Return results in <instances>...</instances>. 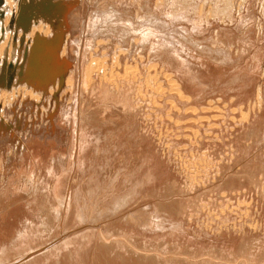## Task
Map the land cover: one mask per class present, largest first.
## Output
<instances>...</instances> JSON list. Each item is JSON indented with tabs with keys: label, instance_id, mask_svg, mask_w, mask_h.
Here are the masks:
<instances>
[{
	"label": "rangeland",
	"instance_id": "obj_1",
	"mask_svg": "<svg viewBox=\"0 0 264 264\" xmlns=\"http://www.w3.org/2000/svg\"><path fill=\"white\" fill-rule=\"evenodd\" d=\"M218 1L51 0L58 86L0 112V264H264V0Z\"/></svg>",
	"mask_w": 264,
	"mask_h": 264
},
{
	"label": "bare ground",
	"instance_id": "obj_2",
	"mask_svg": "<svg viewBox=\"0 0 264 264\" xmlns=\"http://www.w3.org/2000/svg\"><path fill=\"white\" fill-rule=\"evenodd\" d=\"M17 1L16 0H4L5 5H7L9 7V12L7 11L8 13H6V15L4 16V20L2 21L3 24L0 25V52L1 53L6 49L7 44L9 42V39L13 38L12 37L13 34L17 36V40H16L17 44L20 43V45H21V41L23 40V43L21 45L22 46L21 49L23 51V54L21 53V56H22V58H20L21 60L18 63H14L13 67L11 69H10L11 64H9L8 62H7V65H5L6 63H4V65L1 63L2 67H0V87H2V88H0V100H4V103L2 104L3 107L1 106L2 111H0V112H1V116H4V117H8V115H10L8 107L11 105L10 104L11 99L15 98L16 96H18V95L29 96L31 99H35V100H39L40 98L48 99V96L50 95V93L53 90V87L51 84L54 83V85L58 86V83H57L58 81H55V77H56L55 71L52 70V64H54L55 59L57 57L58 51L56 52L55 48L58 44V41H57V39L50 40V38H60L59 37L60 33H55V31L53 32L51 30L52 25L49 22H51L52 20L47 19L45 14H47V13L51 14L52 13V17H55L56 15L54 13H56V14H60V13L67 14L70 11V10H68V7L65 4H63L62 2H57L54 4V6H48L47 0H40L39 2H35L34 0H33L34 2H32L31 0H19V2H17ZM222 1L223 0H219L215 4V7H214V13L215 14L221 13V9H220L219 4ZM159 2H161V1H159ZM230 5H231L230 0H226L225 4L223 5L222 11L230 10ZM59 6H62L64 9H61V8L58 9ZM104 14H106V13L104 12ZM95 16H96V14H95ZM0 18H1L0 19V21H1L2 17H0ZM107 19L109 20V18H107ZM46 21H48V22H46ZM102 23H103V21H102ZM107 25H109V24H107ZM107 25H105V26H107ZM100 30L101 29L99 28L98 32H100ZM21 38H24V39H21ZM37 38L39 40H37ZM35 43H37V44L35 45ZM64 45H65V43L63 44V47H66ZM63 47H62V49L60 48L62 54L65 52V48H63ZM7 49H9V47ZM9 50H11V49H9ZM4 57H5V60L8 58L7 53L4 54ZM93 60H91V63L86 65V67L84 69V73H83V75H84L83 76V81H84L83 85L84 86L88 85V83L91 79L90 74L93 71V67L97 65V63L95 62V61H97V58H96V60L95 59H93ZM13 62H14V60H13ZM93 62H95L96 64ZM93 64H95V65L92 66ZM33 68L35 69V74L31 77V75L28 73V71H34ZM125 68H126L125 69L126 72L131 71V70H129L131 68L130 65L128 67H125ZM19 69L21 70V74H19L20 73ZM72 75L73 74L71 71L67 77L65 76V78H66L65 83L67 84L68 87L73 88V81H75V80L73 79L74 77ZM9 79H10V81H9ZM47 84H50L51 86L49 85L48 86L49 88H47ZM65 87H66V85H65ZM156 90H158V88ZM44 100H43V102H44ZM48 227H49V225H48ZM45 229H47V227ZM48 229H50V228H48ZM71 251H73V250L68 249L62 255L63 257L62 256L61 257L63 259L69 258L71 255ZM137 263H138V261H137ZM135 264H136V262H135Z\"/></svg>",
	"mask_w": 264,
	"mask_h": 264
},
{
	"label": "water",
	"instance_id": "obj_3",
	"mask_svg": "<svg viewBox=\"0 0 264 264\" xmlns=\"http://www.w3.org/2000/svg\"><path fill=\"white\" fill-rule=\"evenodd\" d=\"M51 0H49L48 1V6H54V2H51ZM56 7V6H55ZM55 39H57V41H58V44H57V46H56V52L60 49V44L63 42V38L61 37V38H50V40H55ZM37 40H39L38 38H37ZM37 43H35V45H36ZM34 45V46H35ZM34 69V68H33ZM19 71H20V73L19 74H21V70L19 69ZM28 73L31 75V77L35 74V69H34V71H28ZM10 77V76H9ZM12 77V76H11ZM12 79V78H11ZM9 81H10V79H9Z\"/></svg>",
	"mask_w": 264,
	"mask_h": 264
}]
</instances>
